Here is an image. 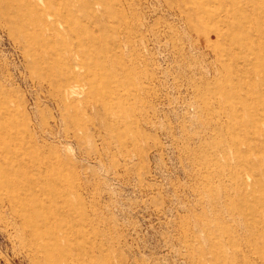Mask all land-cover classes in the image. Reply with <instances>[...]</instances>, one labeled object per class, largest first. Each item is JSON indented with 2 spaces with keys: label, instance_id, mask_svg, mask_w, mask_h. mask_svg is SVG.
Segmentation results:
<instances>
[{
  "label": "rangeland",
  "instance_id": "1",
  "mask_svg": "<svg viewBox=\"0 0 264 264\" xmlns=\"http://www.w3.org/2000/svg\"><path fill=\"white\" fill-rule=\"evenodd\" d=\"M0 264H264V0H0Z\"/></svg>",
  "mask_w": 264,
  "mask_h": 264
}]
</instances>
